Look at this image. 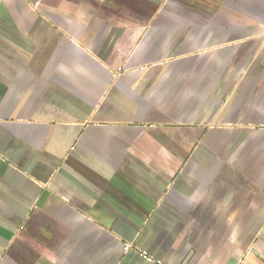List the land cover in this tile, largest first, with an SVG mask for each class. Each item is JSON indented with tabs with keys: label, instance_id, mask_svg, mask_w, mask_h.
<instances>
[{
	"label": "crops",
	"instance_id": "crops-1",
	"mask_svg": "<svg viewBox=\"0 0 264 264\" xmlns=\"http://www.w3.org/2000/svg\"><path fill=\"white\" fill-rule=\"evenodd\" d=\"M140 250L264 264V0H0V264Z\"/></svg>",
	"mask_w": 264,
	"mask_h": 264
},
{
	"label": "built area",
	"instance_id": "built-area-1",
	"mask_svg": "<svg viewBox=\"0 0 264 264\" xmlns=\"http://www.w3.org/2000/svg\"><path fill=\"white\" fill-rule=\"evenodd\" d=\"M126 250H127V251L130 250V246H129V245L126 246ZM140 255H141L142 258H143L146 262H148V263L162 264L161 262H157L156 260H154V258L151 257V256L148 254V252H146V251H141V250H140Z\"/></svg>",
	"mask_w": 264,
	"mask_h": 264
}]
</instances>
